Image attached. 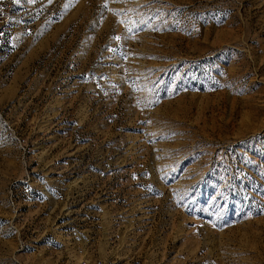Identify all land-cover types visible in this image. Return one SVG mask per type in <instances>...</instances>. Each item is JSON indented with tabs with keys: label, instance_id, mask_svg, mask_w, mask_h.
<instances>
[{
	"label": "rangeland",
	"instance_id": "obj_1",
	"mask_svg": "<svg viewBox=\"0 0 264 264\" xmlns=\"http://www.w3.org/2000/svg\"><path fill=\"white\" fill-rule=\"evenodd\" d=\"M0 264H264V0H0Z\"/></svg>",
	"mask_w": 264,
	"mask_h": 264
}]
</instances>
